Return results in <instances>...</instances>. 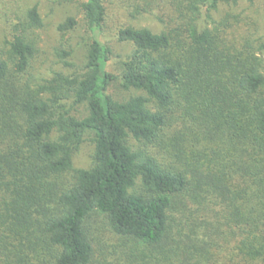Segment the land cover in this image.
I'll return each mask as SVG.
<instances>
[{
    "label": "trees",
    "instance_id": "16d2710c",
    "mask_svg": "<svg viewBox=\"0 0 264 264\" xmlns=\"http://www.w3.org/2000/svg\"><path fill=\"white\" fill-rule=\"evenodd\" d=\"M74 1L56 48L73 71L36 68L39 2L0 46V264H264V38L214 18L240 0H121L163 25L119 27L121 74L111 0ZM82 25L75 69L66 36ZM116 80L143 93L116 99ZM87 135L92 164L74 168Z\"/></svg>",
    "mask_w": 264,
    "mask_h": 264
},
{
    "label": "rangeland",
    "instance_id": "374dc122",
    "mask_svg": "<svg viewBox=\"0 0 264 264\" xmlns=\"http://www.w3.org/2000/svg\"><path fill=\"white\" fill-rule=\"evenodd\" d=\"M39 2L40 12L44 20V27L37 30L40 53L37 58L36 68L39 72L49 73L52 70H61L71 72L74 69L66 68L58 62L56 48L60 46L61 34L58 25L67 16L75 15L82 19V13L79 10L77 1L74 0H0V46L6 38L8 22L17 16L15 12H20L26 6ZM231 12L239 16L241 22L237 26L236 34L238 37L243 36L250 31L255 33L256 37L264 38V0H240L238 4L221 6L220 11L214 14V18L220 19L225 13ZM134 25L138 27H148L156 32L162 30L163 25L154 16L150 14L142 15L137 18H131L128 12H125L121 0H111L109 5V15L104 29V40L112 49L111 59L108 69L116 74H121L122 63L132 52L131 43L118 40V29L122 25ZM68 41L73 49L70 57L79 68L86 57V41L88 34L84 25L79 26L75 31L70 32L67 36ZM108 93L116 99H124L131 94H141V90H124L120 87L119 80L114 81L108 88ZM87 113L85 104L80 105L78 116ZM95 145L91 136L87 135L79 150L74 154V168H87L92 164V155ZM102 233L103 228L100 229ZM103 236H101L102 238ZM105 235L102 240L108 244V250L113 248V241ZM113 239V238H112Z\"/></svg>",
    "mask_w": 264,
    "mask_h": 264
}]
</instances>
